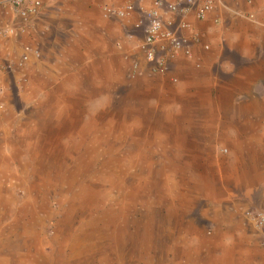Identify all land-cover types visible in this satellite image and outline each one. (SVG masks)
Segmentation results:
<instances>
[{
	"label": "rangeland",
	"instance_id": "obj_1",
	"mask_svg": "<svg viewBox=\"0 0 264 264\" xmlns=\"http://www.w3.org/2000/svg\"><path fill=\"white\" fill-rule=\"evenodd\" d=\"M116 43L107 35L86 49L81 87L59 86L58 95L37 99L20 81L0 91V124L22 140L0 150L17 160L0 173V264H264V225L229 201L238 191L227 178L224 138L210 146V159L189 149L175 159L156 105L163 94L155 80L163 77L140 59L132 75V58L114 61ZM192 116L182 121L185 130ZM34 145L43 147L27 149ZM114 203L129 208L127 226L108 236L102 248L111 251L81 261L74 235L81 230L79 241L96 242L95 223L118 219Z\"/></svg>",
	"mask_w": 264,
	"mask_h": 264
},
{
	"label": "crops",
	"instance_id": "obj_2",
	"mask_svg": "<svg viewBox=\"0 0 264 264\" xmlns=\"http://www.w3.org/2000/svg\"><path fill=\"white\" fill-rule=\"evenodd\" d=\"M105 1L115 7L131 2L44 0L40 12L29 16L26 21L11 11L0 12V91L8 88L7 83L10 85L15 81L14 84H18L20 81L30 98L37 99L45 93L49 96L53 90L58 95L59 86L71 87L73 83L81 87L85 69L81 64L87 57L86 49H91L97 41L102 45L101 40L107 35L117 42L116 63H119L118 59L127 61L132 58L129 64L132 75H135L141 68L136 62L140 59L138 61L144 63L149 73L156 74L151 71L140 50L146 25L144 14L137 11L127 19H107L101 12ZM211 1L213 9L202 20L196 17V8L186 15L162 13L163 19L172 22L177 34L186 40L185 46L190 49L191 56H185L180 50L169 61L166 74H156L163 77L155 80L161 83L158 94H163L159 95L156 104L161 115L159 124L163 125V133L169 140L163 141L169 144L175 159L178 153L184 155L186 149L193 158L210 159L214 156L209 151L210 146L224 138L221 143L226 147L223 153H226L228 165L227 178L238 191L232 192L229 201L237 211L248 217L253 213L256 216L264 214V0ZM145 5L150 7L149 2ZM110 20L116 21L111 24ZM181 23L187 27L179 29ZM9 27L14 28L13 34L6 32ZM136 41H139L137 45ZM166 45L167 50L169 46ZM204 46H208V50ZM26 48L37 51L39 56L31 54L28 61L19 66ZM164 53L159 51L160 55ZM76 93L79 98V91L76 90ZM191 114L192 120L187 123L191 130L188 131L182 121ZM2 118L1 114L0 121ZM83 124L85 126V121ZM6 132L5 125L0 124V150L7 144L22 142L21 138ZM109 132L112 130L109 129ZM220 134L223 138L218 137ZM185 144H189V148ZM38 147L43 146L34 145L27 149ZM16 161V158L0 156V173L7 169L12 172L10 165L16 164ZM194 162L200 163L199 160ZM5 189V181L0 174L1 199ZM111 207L118 219L116 222L108 220L107 226L102 228L98 222L95 223L96 242L87 239L80 246L81 237L76 235L82 234L81 230L74 235L82 252L81 261L86 260L87 253H94L97 258L96 253L102 256V252L111 251L102 248L107 245L108 236L115 233L116 226H127L124 215L129 208L120 209L115 203ZM254 217L252 221L256 224ZM91 226L93 223L88 225ZM134 240L136 237L132 232L127 234L128 245L134 244ZM260 244L264 250V245ZM90 256L87 255L86 262L90 261Z\"/></svg>",
	"mask_w": 264,
	"mask_h": 264
},
{
	"label": "built area",
	"instance_id": "obj_3",
	"mask_svg": "<svg viewBox=\"0 0 264 264\" xmlns=\"http://www.w3.org/2000/svg\"><path fill=\"white\" fill-rule=\"evenodd\" d=\"M44 0H0V12L11 11L22 21H26L29 16L36 15L40 12ZM51 2L55 0H49ZM146 2L150 3V7H146ZM193 8H196L195 15L199 20L213 9V2L211 0H131V2L124 4L121 7L105 4L102 9V16L104 18H119L127 19L137 11L144 14L146 25L144 27L143 43L140 45V50L144 54L145 60L150 64V69L156 74H166L168 71V64L175 54L180 50L187 57L191 56L190 49L185 46L186 40L177 34V30L173 28L170 21L163 19V12L186 15ZM187 25L181 23L179 29L186 28ZM24 31V30H22ZM7 33H14V28L6 29ZM168 44L169 48L165 47ZM208 50V46H204ZM162 50L165 53L159 54ZM39 56L37 51L25 49V53L21 56L19 66L28 61L30 55ZM136 65L133 66V70ZM226 152V150H224ZM256 225L263 227L264 214L259 213L256 216Z\"/></svg>",
	"mask_w": 264,
	"mask_h": 264
},
{
	"label": "bare ground",
	"instance_id": "obj_4",
	"mask_svg": "<svg viewBox=\"0 0 264 264\" xmlns=\"http://www.w3.org/2000/svg\"><path fill=\"white\" fill-rule=\"evenodd\" d=\"M89 133H90V132H89ZM75 134H76V133H75ZM70 136H71V135H70ZM74 137H75V136H74ZM89 137H90V136H89ZM89 137H88V138H89ZM76 138H77V137H76ZM84 139H85V138H84ZM78 142H79V141H78ZM76 148H77V147H76ZM80 148H81V147H80ZM76 150H77V149H76ZM71 156H72V155H71ZM75 157H76V156H75ZM38 185H40V184H38ZM42 186H43V185H42Z\"/></svg>",
	"mask_w": 264,
	"mask_h": 264
}]
</instances>
